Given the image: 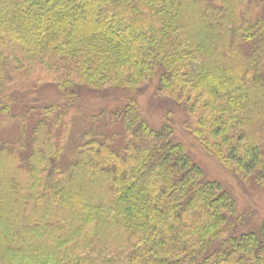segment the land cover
I'll return each mask as SVG.
<instances>
[{"label":"trees","instance_id":"trees-1","mask_svg":"<svg viewBox=\"0 0 264 264\" xmlns=\"http://www.w3.org/2000/svg\"><path fill=\"white\" fill-rule=\"evenodd\" d=\"M155 78L264 187V0H0V264H264V223L244 232L250 212L146 120L133 93ZM115 90L133 93L75 127Z\"/></svg>","mask_w":264,"mask_h":264},{"label":"rangeland","instance_id":"rangeland-1","mask_svg":"<svg viewBox=\"0 0 264 264\" xmlns=\"http://www.w3.org/2000/svg\"><path fill=\"white\" fill-rule=\"evenodd\" d=\"M45 85L43 82H38L28 95L56 98L55 88ZM132 93L128 90H115L108 91V96L95 92L85 94L84 101L74 115L75 127L84 128L87 118L97 115L104 109L120 108ZM133 95H136L146 120L154 129L161 128L164 123L172 126L175 142H180L186 147L192 161L202 169L206 180L219 183L221 188L232 197L237 214L244 211L250 212V222L242 230L260 232L264 223V187L253 176L231 171L217 157L204 149L190 130L188 113L159 91L157 78L142 82ZM2 134L6 138H15L16 126L6 125Z\"/></svg>","mask_w":264,"mask_h":264}]
</instances>
